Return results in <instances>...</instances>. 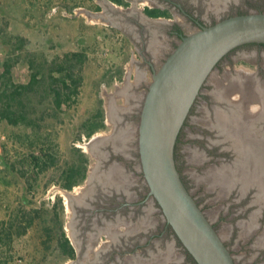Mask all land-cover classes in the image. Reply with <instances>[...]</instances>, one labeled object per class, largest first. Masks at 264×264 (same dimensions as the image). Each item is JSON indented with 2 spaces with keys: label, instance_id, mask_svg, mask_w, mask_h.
Here are the masks:
<instances>
[{
  "label": "rangeland",
  "instance_id": "1",
  "mask_svg": "<svg viewBox=\"0 0 264 264\" xmlns=\"http://www.w3.org/2000/svg\"><path fill=\"white\" fill-rule=\"evenodd\" d=\"M250 1L251 4L264 6V0ZM124 2L125 6H113L111 0H0V93L7 65L12 66L10 78L15 85L28 84L32 75L40 69L45 75L36 91L22 99L28 110L26 116L36 122V126L29 127L23 122L13 126L7 121H0V264H77L68 255L65 239L73 245L72 207L86 194L88 183L86 181L72 191L65 190L62 188L64 173L70 166L79 164L80 154L89 158L88 166L95 163L97 147L106 138L113 137L119 116L111 110L115 108L124 112L122 110L130 109L134 112L131 107L142 108L152 82V75H149L139 91H134L141 83L131 80L130 76L137 73L135 63L142 58L129 36L118 27L116 19L122 14H141L147 8H164V2ZM234 2L239 3L238 0H191L193 8L190 9L209 21L210 17L218 18L226 6ZM172 12L173 17L155 19L153 24H176L185 34L197 31L178 10L173 9ZM179 43L178 39L166 34L159 38L157 45L165 51L162 50L161 61H157L156 68L161 67ZM62 66L65 74L73 72L81 80L78 96L70 105L57 110L53 96L46 95L44 90L49 83L51 69L56 70L53 73L56 78H63V73L58 70ZM218 77L223 79V76H218V71L213 72L206 86L216 82ZM227 78L223 82L229 87ZM130 82L132 87L127 86ZM99 112L101 117L96 118ZM91 123L98 126V130L88 138L86 125ZM138 127L135 123L132 127L134 131L129 133L130 145L124 146L122 138L117 139L115 146L119 148L113 147L116 153L123 149L137 150ZM198 131L199 128L191 130L190 140L199 139ZM191 142L184 149L200 156L198 144ZM104 144L114 146L110 141H104ZM45 155L49 158L47 165L38 167L34 158H44ZM181 158L182 151L178 164L188 176L186 181L192 195L198 200L211 196L210 184H207L209 187H205L206 190L199 186L201 170L196 166H185ZM142 174L139 167L138 176L143 180ZM205 181L210 182L211 177ZM143 195L145 190L140 191V196ZM205 199L201 200V205L213 220V216L224 208L220 206L223 202L213 204V198ZM140 212L137 220L128 222L125 219L123 226L118 228L125 235H139L136 252L141 261L129 264H148L143 259L145 250L142 245L147 242V235L160 234L166 220L157 207L152 210L145 206ZM218 227L226 237L228 232L230 234L229 221H223ZM262 233L255 241H263ZM160 239H155L154 262L150 264L182 263L185 259L183 248L174 241L163 247ZM108 245L110 239L103 237L91 254ZM241 248L243 246H233L236 257H247L251 264L252 260L264 261L258 251L250 257ZM129 258L127 256V260H131Z\"/></svg>",
  "mask_w": 264,
  "mask_h": 264
},
{
  "label": "flooded vegetation",
  "instance_id": "2",
  "mask_svg": "<svg viewBox=\"0 0 264 264\" xmlns=\"http://www.w3.org/2000/svg\"><path fill=\"white\" fill-rule=\"evenodd\" d=\"M157 1L164 2V8H159L168 11L171 16L173 9L178 10L186 22L197 30L202 26H212L224 19L252 11L264 13L263 5L251 4L250 0H238V4L235 2L228 4L218 18L210 17L211 19L207 21L190 9L193 8L190 5L191 0ZM144 14L150 16L146 12ZM116 20L118 27L138 48L139 56L142 58L140 62L135 63L137 73H132L130 76L131 80L141 83L134 89L138 92L149 75L153 76L158 69L157 61H161V52L165 51L157 45L159 38L166 34L181 41L186 34L179 25L153 24L143 19L139 13L122 14ZM177 27L181 29V33L177 32ZM168 46L172 47V44ZM215 71H218V76H223V79L228 77L229 87L225 86L223 79L219 77L207 87V80L179 135L176 162L190 193L191 188L186 181L188 176L182 172L178 164L180 151L185 166H196L201 170V176L198 178L199 186L206 190L205 187H209L207 184H210L212 188L211 196L202 199L207 201L211 197L213 204L223 202L220 206L224 208L211 220L201 205L202 199L198 200L192 193L191 195L230 250L235 263L251 264L247 257H236L233 246H243L241 250L244 249L250 257L253 253L256 254L255 251L264 257V239L262 242L255 241V238L259 237L258 234L261 232L262 235L264 234V45L249 44L237 48L217 65ZM131 83L127 86L132 87ZM205 89H207L206 93ZM136 107H131L134 112L130 109L122 110L124 112L115 108L111 110V113L119 116L113 137L106 138L101 146L97 147L94 154L95 163L88 166L87 178L84 181L88 183L86 194L79 202L73 203L72 246L77 264H129L135 261L139 263L141 260H138L140 257L136 252L139 246V241L136 240L139 235H125L122 231H118L119 225L123 226L125 219L128 222H133L135 218L137 220L141 213L140 209L145 206L152 210L157 207L163 214L156 200L149 194L150 189L144 175L142 174V178L145 182L139 179V167L142 169L139 146L137 150L132 148L123 149L118 153L114 151L119 148L115 146L118 138H122L121 142L124 146L130 145L129 133L131 130L134 131L132 127L135 123L140 125L142 108ZM196 128H199L200 137L197 140H190L191 130ZM104 141H110L114 146L104 144ZM190 141L198 144L200 156L184 149ZM209 177L211 181H205ZM143 190L145 195L141 197L140 191ZM225 220L231 225L230 234L229 232L227 234V237H230L228 239L218 227ZM103 237L110 239V245L91 254L94 246ZM146 238L147 242L142 245L145 250L143 259L146 263L154 262L152 254L155 249V239L161 238L163 247L174 241L177 246L183 248L185 259L180 264H193L166 220L160 234H149ZM127 246L133 249L130 250L126 248ZM127 256H130L131 260H127ZM252 262L264 263L262 259Z\"/></svg>",
  "mask_w": 264,
  "mask_h": 264
},
{
  "label": "water",
  "instance_id": "3",
  "mask_svg": "<svg viewBox=\"0 0 264 264\" xmlns=\"http://www.w3.org/2000/svg\"><path fill=\"white\" fill-rule=\"evenodd\" d=\"M264 45V13L237 15L186 34L152 76L140 115L139 154L150 196L196 264H236L186 187L176 162L179 135L204 85L232 51Z\"/></svg>",
  "mask_w": 264,
  "mask_h": 264
},
{
  "label": "trees",
  "instance_id": "4",
  "mask_svg": "<svg viewBox=\"0 0 264 264\" xmlns=\"http://www.w3.org/2000/svg\"><path fill=\"white\" fill-rule=\"evenodd\" d=\"M112 1L118 5L125 6L124 0ZM145 11L153 18L170 17L168 11H163L161 9L147 8ZM176 29L178 33L182 32L179 27H177ZM11 69V65H7L5 69L3 89L0 93V121H7L8 124L13 126L22 125L21 122H23V124L29 127H35L36 122H32L31 120H29V117L26 116L28 115V110L26 103H24L22 99L27 94H31L36 91L37 86L40 84V81H44L45 75H42V69H40L32 75L31 81L28 84L15 85L10 78ZM58 70L59 72L63 73V78H56L53 75L56 70L51 69L50 75L48 77L49 83L44 91L46 95L53 96L54 105L57 110H60L63 108V106L70 105L69 103L78 96V89L81 79H78V77L74 76L73 72H67L65 74V69L63 66ZM70 82L72 83V85L70 84ZM100 117L101 112L96 115V118ZM86 126L88 129L87 137L90 138L98 130V126H96L94 123ZM80 157L81 159L79 161V164L70 166L69 169L64 173V184L62 185V188H64L65 190L71 191L74 187L83 183L87 178L89 158H87L83 154H80ZM48 159V156L45 155L44 158H34V162L38 167H41V165L46 166ZM65 244L69 257L71 259H74L75 250L69 239H65ZM188 255L192 260V263L196 264L195 260L190 256V254Z\"/></svg>",
  "mask_w": 264,
  "mask_h": 264
},
{
  "label": "crops",
  "instance_id": "5",
  "mask_svg": "<svg viewBox=\"0 0 264 264\" xmlns=\"http://www.w3.org/2000/svg\"><path fill=\"white\" fill-rule=\"evenodd\" d=\"M112 1V0H111ZM112 5L113 6H115V3H112ZM145 10V9H144ZM146 12V11H145ZM144 11L141 13V15H142V18L143 19H145L146 21H148V22H153V21H155V19H166V18H152V17H150V16H147L146 14H144L145 13ZM167 20V19H166Z\"/></svg>",
  "mask_w": 264,
  "mask_h": 264
}]
</instances>
